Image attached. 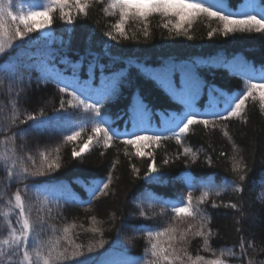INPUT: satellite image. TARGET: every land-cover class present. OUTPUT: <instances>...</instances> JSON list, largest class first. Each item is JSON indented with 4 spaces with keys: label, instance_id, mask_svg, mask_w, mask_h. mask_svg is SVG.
<instances>
[{
    "label": "trees",
    "instance_id": "16d2710c",
    "mask_svg": "<svg viewBox=\"0 0 264 264\" xmlns=\"http://www.w3.org/2000/svg\"><path fill=\"white\" fill-rule=\"evenodd\" d=\"M21 2L28 4L31 0ZM219 2L230 11L239 13L248 10L245 5L260 4L262 0ZM105 3L93 0L87 16H77L75 8L71 6L65 9L73 13L72 24L59 20L57 12L54 24L50 29H45L46 36L33 33L32 39H26L22 47L10 50V56L19 55L25 64L35 65L18 73L23 76V84L19 87L25 89L18 102L19 119L25 118V112L39 114L41 110L45 113V119L38 127L34 126L33 121L20 124L18 120L16 127L0 133V137L22 132L23 135L18 134L15 141L17 156L30 153L39 164V151H46L50 158L59 156L61 167L47 176L29 177L26 180L13 178L9 181L0 163V212L9 207L7 201L17 188L23 189L25 184L30 186L26 194L22 192L29 201H35L34 192L47 188L55 193L49 205L52 209L51 218L47 221L49 224H55L60 229L66 224L75 223L77 228L73 230V236L76 243L87 245L100 239L98 234L86 230L91 224L90 217L95 216L99 222L95 226L102 228L103 238L109 242L105 249H109L120 230L119 239L128 249L127 255L139 258L146 246L140 228L153 223L163 227L171 222L172 214L169 210L156 221H145L136 214L138 205L152 203L154 207L148 209L149 214L152 211L159 213L165 206L158 200H175L182 193H187L188 176L196 181L191 189L194 197H199L204 190L203 182L211 177L220 194L213 192L201 207L210 218L208 227L213 233L212 248L216 249L217 255L221 249L231 248L235 256L225 255L228 264H264V188L260 186L264 180V113L260 111L258 102H246V121L232 118L217 121L219 126L216 128H205L200 124L191 126V131L182 137L183 146L168 130L175 127V120L170 118L183 115L187 103H191L204 118H210L206 113L212 97L218 101L219 111L224 108L226 98L239 95L238 90L245 86V74L251 75L250 70H255L258 76L260 70L264 69V34L236 32L225 36L217 31L209 36L208 32L218 29L220 24L201 16L188 28L187 35H177L174 31L158 27L161 20L153 17L150 21L151 34L147 38L142 34V26L130 22L129 36L135 33V37L113 40L105 33L112 31L111 24L116 17L102 11ZM3 59H8V56ZM42 61L49 72L47 82L38 66ZM165 71H168L171 87L156 78ZM114 73L121 74L117 89L104 101L102 113L111 127L121 132H139V128L143 127L147 128L149 134L165 137L159 147L145 149L154 152L155 163L163 174L159 180L140 178L152 161L148 157L126 155V149L130 154L135 149L125 146L123 137L108 148L103 144H93L89 151L79 157H73L72 151L74 148L79 151L90 133V126L85 125V131L77 141L64 140L65 136L71 134L69 125L58 119L53 110L59 107L62 96L65 100L69 97L60 93L59 88L64 83L58 85L57 80L70 82V91L85 85L99 89ZM137 97L146 106L147 114H137L135 121L142 123L134 127L132 105ZM9 100L6 88L0 90V124H7L11 111ZM225 124L231 140L224 136ZM233 144L239 148L238 158L246 165V179L238 181L240 190H236L232 184H225V178L231 181L236 175L232 171ZM3 147L0 145V150ZM184 147H190L196 154L195 158L182 155ZM165 159L170 161L169 164H163ZM24 163L31 167L27 159ZM113 163L116 164L115 168L112 167ZM132 165L140 170L139 174L133 172ZM109 172L112 173V181L108 194L97 193L93 196L90 189L101 180L107 182ZM149 195L154 199L149 200ZM212 201L219 206L214 208ZM230 203H235L237 208L224 206ZM9 219L19 229V225L15 224V212L9 215ZM8 231L7 223L0 215V239L6 238ZM51 235L50 230L44 231L40 238L47 240ZM190 239L189 250L195 255L203 241L200 237ZM242 240L245 248L243 255L240 249ZM200 254L210 255L202 249ZM12 264H15V259Z\"/></svg>",
    "mask_w": 264,
    "mask_h": 264
},
{
    "label": "snow or ice",
    "instance_id": "6c2138e0",
    "mask_svg": "<svg viewBox=\"0 0 264 264\" xmlns=\"http://www.w3.org/2000/svg\"><path fill=\"white\" fill-rule=\"evenodd\" d=\"M92 2L93 0H31L30 3L24 4L21 0H0V90L6 88L11 105L7 124H0V133H6L12 127H16L18 120L20 124L33 121L34 126L38 127L45 119L43 110L39 114L25 112V118L19 119L18 102L25 89L19 87L23 84V76L18 73L35 65L25 64L19 55L10 56V50L22 47V43L26 39L29 41L32 39L33 33L50 29L55 22V13L57 12L59 20L72 24L74 22L73 13L71 10H65L70 6L75 8L77 16H87ZM96 2L105 3V0H96ZM244 7L248 10L236 13L230 11L219 0H107L102 11L108 16L116 17L114 23L111 24L112 31L105 33L113 40L118 37L123 39L135 37V33L133 36H129L130 22L142 26V34L147 38L151 34L150 21L153 17L160 18L161 23L157 25L158 27L168 29L169 32L174 31L177 35L182 33L187 35L188 28H191L201 16L209 20H216L220 24L218 29L208 32L209 36L214 35L217 31L225 36L236 32L264 34V0L260 4L249 3ZM5 56H8V59H3ZM38 66L44 74V81L47 82L49 72L45 62L42 61ZM250 71L253 74H245L247 78L244 88L238 90L239 95L226 98L223 109L218 111V101L215 97L211 98L209 110L206 113L210 118H204V115L195 111L191 103H187L183 115L170 118L175 120V127L168 130L171 131L172 137L177 143L182 145V137L191 131L193 125L200 124L205 128L209 126L216 128L219 126L217 121H227L232 118L246 121V102L249 100L254 103L258 102L260 111L264 113V69L260 70L258 76L255 75V70ZM120 75V73H114L99 89L85 85L79 87L78 90L70 91V82L65 83L63 80H57L58 85L64 83V86L59 88L60 93L69 98L65 100L62 96L59 107L54 109L53 113L58 119L66 121L69 125L68 130L71 134L64 137L65 141H77L85 131V125L90 126V133L80 146L79 151L73 149V157H79L82 153L89 151L93 144H103L105 148L111 147L114 141L123 137L122 143L135 149V152L131 154L126 149V155L148 157L152 161L147 165V171L143 177L140 178L148 181L159 180L163 174L155 163L154 152L152 150L145 151V149H152L153 146L159 147L165 137L149 134L147 128L143 127L139 128V132L127 130L121 132L112 128L102 113L104 101L115 93ZM156 78L171 87L168 71H165L163 75L158 74ZM132 112L134 127H137L142 121H135V116L147 114V108L139 97L132 105ZM223 131L224 136L231 140L226 124L223 126ZM18 134L23 135L22 132H12L10 135L0 137V145L4 146L3 150H0V163L3 164L9 181L13 178L26 180L29 177L47 176L61 167L59 156L50 158V154L46 151H39V164L30 153L26 156H17L15 141ZM233 151L232 171L236 175L231 181L225 178V184H232L236 190H240L238 181L246 179L244 171L246 165L242 159L238 158L239 148L235 144H233ZM56 152H59V148L56 149ZM182 155H192L194 158L196 156L190 147H184ZM25 159L31 162V167L25 165ZM169 162L168 159H165L163 164L167 165ZM208 162L211 164V158ZM112 167L115 168L116 164L113 163ZM132 170L139 174L140 170L135 165H132ZM106 180L107 182L99 181L90 189L93 196L97 193L108 194L107 190L112 181L111 172ZM186 180V187L189 189L187 193H182L175 200H158L165 206L160 209L159 213L152 211L149 214L148 209L154 207L152 203L138 205L136 214L143 217L145 221H156L158 218L164 217L169 210L172 214L171 222H167L163 227L153 223L140 228V231L144 233L146 246L143 255L139 258L127 255L128 249L123 247L119 239L120 230L109 245V249H105V245L109 242L103 238L102 228L95 226L99 223L95 216L90 217L91 224L86 230L98 234L100 239L90 241L87 245L76 243V237L73 236V230L77 228L75 223L66 224L58 229L55 224L47 222L52 214V209L49 207L53 202L51 196H54L55 193L50 189L43 188L34 192L35 201H29L25 199L24 194L30 190V186L25 184L23 189L17 188L12 193L11 198L7 201L9 207L0 212L9 230L7 237L0 239V264H12L14 259L15 264H228V261L224 259L225 255L234 257L235 253L231 248H228L221 249L217 255L216 249L211 246L213 233L208 227L210 218L201 207L213 192L216 195H219L220 192L216 190L213 178L209 177L203 182L204 190L199 197H194L191 189L195 187L196 181L191 176H188ZM100 184L103 186L100 187ZM42 193L47 194L42 195ZM148 199L154 198L149 195ZM212 206L215 208L219 205L212 201ZM224 206L232 209L237 208L235 203ZM13 212L16 213L15 224L19 225V229L9 219V215ZM34 212L35 218H33ZM80 227L83 228V225ZM49 230L52 235L47 240H42L41 232ZM57 232L61 234L56 235ZM76 235L78 236L79 233ZM195 237L202 238L203 243L200 249L210 255H201L200 249L193 255L189 250V245L190 238ZM102 249H104L103 252ZM240 249L241 255H243L245 251L243 240Z\"/></svg>",
    "mask_w": 264,
    "mask_h": 264
},
{
    "label": "rangeland",
    "instance_id": "374dc122",
    "mask_svg": "<svg viewBox=\"0 0 264 264\" xmlns=\"http://www.w3.org/2000/svg\"><path fill=\"white\" fill-rule=\"evenodd\" d=\"M37 34H38L40 37H44V36L47 35V31H46V30H43V31L37 32ZM260 186L264 188V180L261 181Z\"/></svg>",
    "mask_w": 264,
    "mask_h": 264
}]
</instances>
